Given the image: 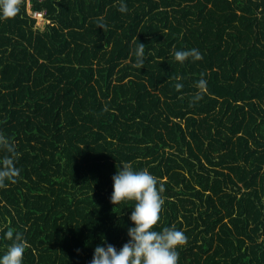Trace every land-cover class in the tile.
Here are the masks:
<instances>
[{
    "label": "trees",
    "instance_id": "trees-1",
    "mask_svg": "<svg viewBox=\"0 0 264 264\" xmlns=\"http://www.w3.org/2000/svg\"><path fill=\"white\" fill-rule=\"evenodd\" d=\"M27 2L0 19V134L19 169L0 187V254L7 227L23 264L121 247L134 202L110 196L128 162L163 186L156 230L187 236L178 264H264V0H29L40 26ZM193 47L200 60L172 56Z\"/></svg>",
    "mask_w": 264,
    "mask_h": 264
},
{
    "label": "clouds",
    "instance_id": "clouds-1",
    "mask_svg": "<svg viewBox=\"0 0 264 264\" xmlns=\"http://www.w3.org/2000/svg\"><path fill=\"white\" fill-rule=\"evenodd\" d=\"M19 8V0H0V19L15 17ZM118 11H128L125 0H119ZM103 28L102 19L98 21ZM145 44L138 43L135 48L136 65L144 64ZM173 58L184 63L191 58L200 60L201 52L197 48L174 49ZM181 78L176 77L179 81ZM197 91L192 99H201V93L206 88V80L202 77L195 82ZM175 88L180 90L183 84L177 82ZM0 150L5 154L0 156V187H6V181L15 182L19 169L15 167V143L3 134H0ZM112 177V193L110 201L117 205L121 202L133 201L127 227L128 239L121 247L116 248L103 237L102 243L93 249L92 258L88 264H178V249L187 243L185 233L173 226L162 227L156 230L160 220V212L164 203L163 186H158L157 178L147 169L134 170L128 162L121 163ZM3 237L9 240L6 250L0 254V264H23L28 242L23 233L13 227H7Z\"/></svg>",
    "mask_w": 264,
    "mask_h": 264
},
{
    "label": "built area",
    "instance_id": "built-area-1",
    "mask_svg": "<svg viewBox=\"0 0 264 264\" xmlns=\"http://www.w3.org/2000/svg\"><path fill=\"white\" fill-rule=\"evenodd\" d=\"M28 14L36 20L38 26H40L44 22L49 23V21L45 19V11L31 10L29 2H28Z\"/></svg>",
    "mask_w": 264,
    "mask_h": 264
},
{
    "label": "crops",
    "instance_id": "crops-1",
    "mask_svg": "<svg viewBox=\"0 0 264 264\" xmlns=\"http://www.w3.org/2000/svg\"><path fill=\"white\" fill-rule=\"evenodd\" d=\"M28 2H29V0H28ZM28 2H27V10H28ZM36 25H37V22H36ZM38 26V25H37Z\"/></svg>",
    "mask_w": 264,
    "mask_h": 264
}]
</instances>
